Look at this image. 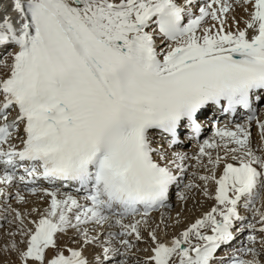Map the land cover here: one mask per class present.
<instances>
[{
    "label": "snow or ice",
    "instance_id": "snow-or-ice-1",
    "mask_svg": "<svg viewBox=\"0 0 264 264\" xmlns=\"http://www.w3.org/2000/svg\"><path fill=\"white\" fill-rule=\"evenodd\" d=\"M234 7L247 13L243 28L235 17L229 24ZM258 107L264 0H0V199L17 188L15 199L27 203L22 185L47 203L32 209L36 219L11 210L17 227L0 244L2 264H131L142 229L152 241L143 264H264ZM210 110L247 113L235 131L218 128L219 140H204L194 157L208 158L212 173L199 180L206 196L215 183L216 206L161 241L150 214L170 206L188 171L189 157L175 149L181 137L200 136ZM229 157L236 163L217 178ZM38 181L86 194L81 202ZM243 231L246 240L234 247ZM64 236L69 243L61 244Z\"/></svg>",
    "mask_w": 264,
    "mask_h": 264
},
{
    "label": "rangeland",
    "instance_id": "rangeland-1",
    "mask_svg": "<svg viewBox=\"0 0 264 264\" xmlns=\"http://www.w3.org/2000/svg\"><path fill=\"white\" fill-rule=\"evenodd\" d=\"M235 10H237V11H241V13H244L245 11L242 9V8H239V7H235ZM250 11V10H249ZM238 15V14H237ZM236 19L238 18V17H236V16H234ZM238 20V19H237ZM230 24H232V23H230ZM234 25V24H233ZM16 143H17V145L19 144V141H16ZM188 148H196L195 146H193V145H188L187 146ZM221 155L223 154V151L221 150ZM211 154H212V157L213 158H215L216 156H217V154H219L218 153V151L215 149L214 151H212L211 152ZM228 159V158H227ZM224 160V161H222L221 162V164H220V166L219 167H221L222 165H223V163L225 162V161H227V162H230L231 160ZM229 159H230V157H229ZM191 161H190V163L192 164V163H195V164H201V163H199L196 159H190ZM202 160H203V164H206L207 165V169H211L212 170V168H211V165H208V163H207V161H208V158L207 157H203L202 158ZM203 164H201V165H203ZM191 168V167H190ZM201 168V167H200ZM200 168H199V170L198 171H201L200 170ZM202 169V168H201ZM216 169L218 170L219 168H218V166L216 167ZM215 169V175H216V170ZM208 170V172H202L201 173V175H210V171ZM196 172V170H194L193 172H191V173H193V178H192V176H190V178H189V180H188V177L186 178V180L185 181H191V182H193L194 184H197V185H200V187L199 188H197L196 189V191L194 192V194H195V197L194 198H196V199H194L193 198V194H192V190H186L185 188H184V184L183 185H181L175 192H174V194H173V197H172V199L174 200V201H177V202H180V194L181 193H184V195L186 196V199H184L183 201L181 200V204H185L186 202H187V200H189L190 202L192 201V202H198V194H200V193H202V192H204L203 191V184H204V186H205V182H202V181H198V183L197 182H195V177H194V173ZM198 173V172H197ZM205 173V174H204ZM211 182V181H210ZM209 183V182H208ZM208 183H207V186H209L208 185ZM202 185V186H201ZM215 185V184H214ZM212 186L213 185H211V188L209 189V187H207V190L208 191H211L212 190V192H210V193H208V197L206 196V195H204V197H207L208 199H210L211 201L213 200L214 201V196L212 197V194L214 193V189L212 188ZM197 190H198V192H197ZM10 191L12 192V197L9 199V198H4V199H0V244H3V242H4V240H6L7 239V232L9 231V230H12V231H15L16 230V227H17V222H14V223H9V221H12L13 220V217H14V212H12L11 210L12 209H14V206H17L18 205V207H16V209H17V211H19L18 210V208L20 207L21 209H20V212H21V214H24V215H27V213H25L26 211H25V207H26V203H23V202H19V201H17L16 199H15V193H16V191L17 190H15V189H13V188H11L10 189ZM22 195H24V196H26L27 197V194L24 192V193H21ZM213 195H215V194H213ZM35 197V199H37L38 197L37 196H34ZM263 198H264V196H262V198L260 199V200H258L257 202H256V205L257 206H259L260 204H261V202H262V200H263ZM27 200H29V199H27ZM197 200V201H196ZM17 201V202H16ZM37 201L39 202L40 201V203H38V202H36V203H38V207H35V206H33L32 208H31V212H32V209L33 208H39V209H43V206H42V202H44V200L43 199H41L40 198V200H39V198L37 199ZM16 202V203H15ZM16 204V205H15ZM176 203H174V206H172L171 208H170V211L168 212V213H170V214H168V213H164V214H162L161 215V217H160V220H159V218H157L156 219V221L158 222V220L159 221H161L162 220V218L164 217V225L162 226V228H163V234L161 235V239H171V238H173V237H176V236H179V234L181 233V231H184V228H182V227H184V226H181V228L179 227L180 226V223H179V218L181 217V214L179 215V213H177V211H175L176 210V206L177 205H179V203L178 204H176ZM23 208V209H22ZM192 208V207H191ZM23 211H24V213H23ZM30 212V213H31ZM175 212V213H174ZM196 211H194L193 213H195ZM251 212V211H250ZM33 213V212H32ZM34 214V213H33ZM35 215V214H34ZM34 215H32V216H34ZM176 215H178V216H176ZM202 215H204V213L202 214ZM173 216V217H172ZM176 216V217H175ZM35 217H36V215H35ZM202 217V216H201ZM30 218V217H29ZM165 218H167V219H165ZM174 218V222H176V223H174L173 222V225L171 224V226H173L172 227V229H170L169 230V226H170V224H167V222L168 223H171V222H169V221H172V219ZM31 219V218H30ZM198 219V218H197ZM154 222H155V219L153 220ZM154 222H152V227L154 226H156L157 224H155V225H153V223ZM159 224V223H158ZM165 225H167V227H165ZM160 226H161V223H160ZM14 227V228H13ZM178 227V228H177ZM167 228V229H166ZM165 229V230H164ZM146 230V229H145ZM158 230V229H157ZM172 230V231H171ZM142 231H144V229L142 230ZM178 233H177V232ZM147 232H148V230H147ZM172 232H174V233H172ZM177 234H176V233ZM144 234H146V233H144ZM69 235H71V233H69ZM148 235V234H147ZM146 235V236H147ZM171 235V236H170ZM248 235V233H247V231H245L244 232V234H242V240H243V242L246 240V236ZM157 236H158V238H159V234H157ZM18 239H19V237H17ZM66 238H68V237H66ZM65 238V236H64V238L63 239H61V244L63 243H69V241H68V239L67 240H65L66 239ZM146 239H148V237H145L144 236V239H143V241H141V242H137V244H138V249H137V247L135 248V249H133V252H134V255H132L131 257H135L134 259H131V264H137V261H139V264H143V261H144V259L147 257V256H145V255H149L151 252H148V251H145L147 248H148V246H147V244L151 241V240H148L147 242H146ZM146 243V244H145ZM70 246H72V247H76V245H70ZM146 246V247H145ZM135 251H136V253H135ZM89 252V253H88ZM88 253V254H87ZM90 253H91V249H89V250H87V252H85V254L86 255H89L90 256ZM52 255V253L51 252H49V257H51V255ZM142 254V255H141ZM90 258V257H89ZM138 258H139V260H138ZM142 258V259H141ZM142 260V261H141ZM0 264H2V260H0Z\"/></svg>",
    "mask_w": 264,
    "mask_h": 264
},
{
    "label": "bare ground",
    "instance_id": "bare-ground-1",
    "mask_svg": "<svg viewBox=\"0 0 264 264\" xmlns=\"http://www.w3.org/2000/svg\"><path fill=\"white\" fill-rule=\"evenodd\" d=\"M250 9V8H249ZM231 12H233V16H236V17H238L237 19H238V21H240V27L241 28H243L244 27V23H243V21L244 20H246L247 19V13L246 12H244V13H241L240 11L239 12H237V13H234V9L231 11ZM238 14V15H237ZM236 19V20H237ZM230 20H232L231 18H230ZM231 23H233L232 21H231ZM234 27H235V25H233V30H234ZM263 113H264V108H263ZM264 118V115H262V119ZM263 121H264V119H263ZM242 122L243 121H239V122H236L233 126H231V127H229L230 129H228V130H232V131H234L235 130V125L237 124V123H241L242 124ZM254 127V123L252 122L251 123V125H249V130L250 129H252ZM252 139H253V144L254 145H256L257 143H259L260 142V137H259V133H257V129H253L252 131ZM215 133H213V137L212 138H207L208 140H213V139H217V140H219V137H215V135H214ZM206 139V140H207ZM198 147H196V148H188V147H180V148H176L175 150L176 151H181V152H184V153H186L187 154V156L191 159H194V157H196L199 153H198ZM215 149H211V151H214ZM220 152V151H219ZM191 154H192V156H191ZM224 154V153H223ZM223 154L221 155V157H223ZM220 166V165H219ZM218 166V170L216 171V176H217V178H219V176L220 175H222V173H223V167H224V164L221 166V167H219ZM202 169H201V168ZM199 168H200V170L201 171H198L199 170ZM212 168V167H211ZM194 170H196V172L194 173V177H195V182H197L198 183V181H200L199 180V176H201V173L202 172H208V170L209 169H207V165L206 164H203V165H201V164H195V163H192L191 164V168H190V170H189V172H187V177H188V180H189V178H190V176H192V178H193V173H191V172H193ZM210 171V173L212 172V170L210 169L209 170ZM198 172V173H197ZM204 173V174H205ZM203 182V181H202ZM37 183H43V181H38ZM184 183H188V181H186V182H184ZM210 183H213L212 181L210 182ZM199 184V183H198ZM215 184V183H214ZM214 184H211V185H213L212 186V188L214 189V193L213 194H215V188H216V185H214ZM209 185V184H208ZM211 185L210 186H207V187H209V189L211 188ZM202 186V185H201ZM203 186H204V184H203ZM17 187H19V189H20V193H24V188H23V186L22 185H18ZM13 189H15V190H17V188H13ZM196 191V188H194L193 190H192V194H193V198L195 197V194H194V192ZM210 192H212V190L211 191H208V193H210ZM61 193H64V192H61ZM69 193V192H68ZM204 192L203 193H200V194H198V202H190L189 200H187V202L184 204H181V200H180V202H177V201H175L177 204L179 203V205H177L176 206V210L175 211H177V213H179V215L181 214V217L179 218V223H180V228H181V226H184V227H182V228H184V230L187 228V227H189L192 223H194L196 220H197V218L198 219H200V218H202L204 215H202L203 213L205 214V213H207V212H209V211H211V209L213 208V207H215L216 206V201H215V199H214V201L212 200H210V199H208L207 197H204ZM22 195V194H21ZM73 195V194H72ZM26 197V196H25ZM37 197H39V196H37ZM77 197V199H80L81 200V202H83V200H82V198H83V196L82 195H80V196H76ZM197 198V197H196ZM196 198H194V199H196ZM26 199H29V200H27V203L25 204L26 205V207H25V213H27V214H29L30 212H31V208L33 207V206H35V207H38L39 205H38V203H40V201L38 202L37 201V199H35V197L33 196V195H31L30 193H27V197H26ZM40 199V198H39ZM183 201V200H182ZM185 201V200H184ZM197 201V200H196ZM17 202V201H16ZM15 202V203H16ZM36 202H38V203H36ZM172 199H171V201H170V203L172 204V205H174V203H175ZM16 205V204H15ZM176 205V204H175ZM42 206H43V209L44 208H46L47 207V203L44 201V202H42ZM16 207H18V205L17 206H14V209H16ZM192 207V208H191ZM257 208H259L261 211H264V203L263 204H261V205H259ZM20 207L18 208V210H19V212H20ZM23 209V208H22ZM43 209H40L41 211H43ZM17 210V209H16ZM194 211H196L195 213H193ZM169 212V209H166L163 213H168ZM21 213V212H20ZM23 213H24V211H23ZM163 213H158V214H153V215H150V223L152 224V222H154L153 220L155 219V222L153 223V225H155V224H160L161 223V221L163 220L164 221V217L162 218V220L161 221H159L160 220V216L163 214ZM175 213V212H174ZM14 215H15V213H13ZM35 214V213H34ZM32 212H31V216H30V218L31 219H36L37 218V216L35 217V215H34ZM168 214H170V213H168ZM32 215H34V216H32ZM241 215H243V213L241 214ZM176 216H178V215H176ZM175 216V217H176ZM202 216V217H201ZM156 217L157 218H159V220H158V222L156 221ZM173 217V216H172ZM249 217H251V216H249ZM165 219H167V218H165ZM169 222H171V223H168L167 222V224H170V226H169V230L170 229H172V227L173 226H171V224L173 225V222H174V218L172 219V221H169ZM174 223H176V222H174ZM164 225V222L163 223H161V226H160V228L157 230V234H159V238L158 239H160L161 241H165V240H170V239H161V235L163 234V228H162V226ZM32 225L31 224H29V227H31ZM154 227V226H153ZM14 228V227H13ZM175 228V227H174ZM173 228V229H174ZM178 228V227H177ZM167 229V228H166ZM172 229V230H173ZM143 230V229H142ZM165 230V229H164ZM171 230V231H172ZM177 232V231H176ZM175 232V233H176ZM182 232V231H181ZM144 233H146V234H144ZM172 233H174V232H172ZM178 233V232H177ZM176 233V234H177ZM148 234V232H147V230H145L144 229V231H142V235H143V237L145 236V237H148V239H146V242L148 241V240H150V238H149V236L147 235ZM147 235V236H146ZM171 236V235H170ZM67 236H65V238H66ZM64 238V237H63ZM62 238V239H63ZM241 238H242V236L239 234L238 236H237V239H236V241H235V245H234V247H239L241 244H240V242H241ZM68 238H66L65 240H67ZM166 242V241H165ZM63 244V243H62ZM146 244V243H145ZM151 245H152V241H150L148 244H147V246H148V248L147 249H150V247H151ZM74 246V245H73ZM137 249H138V244H137ZM146 247V246H145ZM86 252H87V250H86ZM148 252H150V251H148ZM89 253V252H88ZM87 253V254H88ZM135 253H136V251H135ZM51 255V254H50ZM86 255V254H85ZM142 255V254H141ZM151 255V253L149 254V255H145V256H150ZM222 256H224L225 255V251H224V253H222L221 254ZM90 257V256H89ZM91 258V257H90ZM135 257H131V259H134ZM12 259H14V258H12ZM142 259V258H141ZM138 260H139V258H138ZM142 261V260H141Z\"/></svg>",
    "mask_w": 264,
    "mask_h": 264
}]
</instances>
